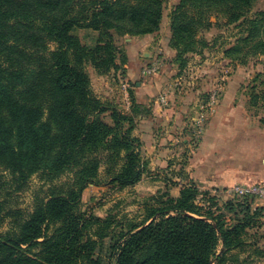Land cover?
Instances as JSON below:
<instances>
[{
  "label": "trees",
  "instance_id": "1",
  "mask_svg": "<svg viewBox=\"0 0 264 264\" xmlns=\"http://www.w3.org/2000/svg\"><path fill=\"white\" fill-rule=\"evenodd\" d=\"M257 1L179 0L169 14L171 48L198 55L208 47L203 32L233 27L238 37L227 53L241 55V65L264 57V9L249 17ZM163 4L0 0V229L13 218L0 235V264H221L241 244L245 217L225 229L220 215H202L194 186L182 188L144 223L120 231L103 258L96 256L98 241L83 240L90 218L77 212L82 193L103 178L133 185L146 167L132 136L134 117L93 95L85 65L99 74L116 67L119 51L111 34H154ZM76 29L97 32L100 44L82 46L72 35ZM253 84L248 104L264 105V73ZM39 173L67 181L20 217L8 207L11 195ZM220 244L224 252L218 255Z\"/></svg>",
  "mask_w": 264,
  "mask_h": 264
},
{
  "label": "rangeland",
  "instance_id": "2",
  "mask_svg": "<svg viewBox=\"0 0 264 264\" xmlns=\"http://www.w3.org/2000/svg\"><path fill=\"white\" fill-rule=\"evenodd\" d=\"M178 3L179 0H164L159 30L152 35L120 37L111 34L119 51L114 62L116 67L99 74L91 65H85L93 95L118 112L134 117L132 136L140 144L141 159L146 167L141 169V177L133 185L122 187L103 178L82 193L77 212L79 216L90 218L83 240L98 241L96 256L103 258L107 255L108 245L115 241L120 231L125 233L132 225L144 223L152 211L162 208L167 200L178 198L182 188L194 186L201 194L196 204L202 215L208 211L213 216L220 215L225 229L244 222L243 217L248 223L238 238L241 244L230 248L221 264H264V198L251 202L227 198L223 190L215 192L197 186L189 180L185 169L199 147L208 119L219 109L237 110L242 121H249L251 127L257 128L259 137L252 143V149L264 143V105L261 102L255 106L248 104L253 80L257 74L264 73V57L249 59L241 65L238 62L241 55L227 53L238 37V31L233 27L203 32L200 37L207 42V48L198 55L180 54L170 46L169 22V14ZM263 9L264 0L255 2L249 17ZM72 35L90 50L101 41L97 32L87 29H76ZM153 68L152 74H144ZM213 96L215 104L209 109L207 105ZM201 115L207 120L203 132L195 138V122ZM139 126L144 132H138ZM249 131L242 129L238 133ZM238 141L234 144L240 147L239 136ZM145 146L155 147L164 155L163 167L149 168L156 151L147 157L143 154ZM238 163L243 167L246 165L242 159L235 160V164ZM249 164L251 174L236 186L256 185L264 189V157L253 158ZM66 181L65 177L53 180L47 174H36L23 191L11 195L8 207L19 210L20 217L26 218L32 213L35 202L45 201L51 191L59 189ZM229 207H233V212H229ZM11 221L13 218L8 217L0 235L8 231ZM100 236L103 239L100 240ZM222 252L224 249L220 244L217 254Z\"/></svg>",
  "mask_w": 264,
  "mask_h": 264
},
{
  "label": "crops",
  "instance_id": "3",
  "mask_svg": "<svg viewBox=\"0 0 264 264\" xmlns=\"http://www.w3.org/2000/svg\"><path fill=\"white\" fill-rule=\"evenodd\" d=\"M244 116L243 118H245ZM229 124H231L230 127H228ZM251 126V122L242 121L240 112L237 110H217L215 115L208 119L199 147L185 167L189 180L203 189L215 192L244 182L251 174L249 164L251 159L264 157V143L260 144L258 148L255 145V148L252 149V143L256 142L259 134L257 128ZM242 129L250 131L244 134L238 133ZM138 132H144L143 127L139 126ZM238 136L242 141L240 147L234 144L235 141H240H238ZM247 142L248 146H246ZM152 150L154 151L152 152ZM155 151L156 155L154 154V158L150 159V169L157 166L163 167L165 164L164 155L155 147L146 148L145 146L143 154L150 157L149 155ZM237 159H242L246 163L245 167L240 163L235 164Z\"/></svg>",
  "mask_w": 264,
  "mask_h": 264
},
{
  "label": "built area",
  "instance_id": "4",
  "mask_svg": "<svg viewBox=\"0 0 264 264\" xmlns=\"http://www.w3.org/2000/svg\"><path fill=\"white\" fill-rule=\"evenodd\" d=\"M155 68L148 69L144 71L145 75H150L153 73ZM215 104L214 96L209 99V103L207 107L211 109ZM207 118L204 115H201L197 121L195 122V128H194V137L197 138L202 132H203V126ZM222 193L227 198H244V197H250L251 199H261L264 198V189L261 187H257L256 185L245 187V186H233L226 188L222 191Z\"/></svg>",
  "mask_w": 264,
  "mask_h": 264
}]
</instances>
